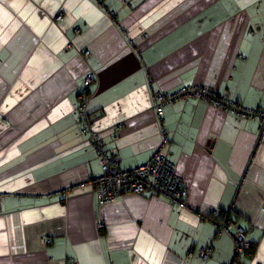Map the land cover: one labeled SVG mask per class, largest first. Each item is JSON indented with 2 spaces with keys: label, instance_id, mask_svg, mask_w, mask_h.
<instances>
[{
  "label": "crops",
  "instance_id": "obj_1",
  "mask_svg": "<svg viewBox=\"0 0 264 264\" xmlns=\"http://www.w3.org/2000/svg\"><path fill=\"white\" fill-rule=\"evenodd\" d=\"M192 84L264 108V0H0V264H233L213 211L251 244L243 264H264L256 120L202 99L163 111L185 209L151 193L99 204L87 183L102 170L80 133L85 90L92 130L130 170L160 143L151 93Z\"/></svg>",
  "mask_w": 264,
  "mask_h": 264
},
{
  "label": "built area",
  "instance_id": "obj_2",
  "mask_svg": "<svg viewBox=\"0 0 264 264\" xmlns=\"http://www.w3.org/2000/svg\"><path fill=\"white\" fill-rule=\"evenodd\" d=\"M93 1L98 7H101L102 0ZM55 20H59V17H56ZM85 55H88V52H85ZM91 81L92 76L86 75L83 81L84 86H89ZM88 97L89 94L85 90L81 94V105L77 111L81 117L80 133L81 135H89L88 142L92 145L102 170L100 176L93 177L87 182L92 188L93 197L99 204L112 203L123 195L151 193L166 198L178 209L186 208L185 200L188 191L182 185L174 166L166 159L162 151L168 142L162 124V114L167 107L174 103L186 102L190 99H202L240 119L256 120L261 130H264V108L242 106L204 86L192 84L182 86L174 92L154 91L151 93V112L159 128L160 143L143 165L130 170H120L118 167L119 158L104 149L101 138L91 128V119L85 111V103ZM117 128L119 129L120 125ZM210 221L215 227L216 236L225 234L231 239L233 243L232 263L243 264V255L249 254L251 249V244L244 238L243 230L231 222L227 215L217 214L215 211L211 212ZM99 228H102V225H99ZM210 254L211 246L200 248L197 251V256L202 260L208 259ZM66 264L75 263L67 262Z\"/></svg>",
  "mask_w": 264,
  "mask_h": 264
}]
</instances>
